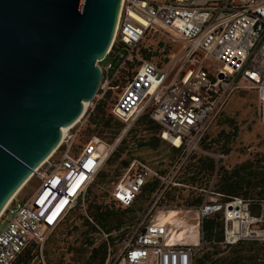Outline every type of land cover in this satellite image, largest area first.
I'll list each match as a JSON object with an SVG mask.
<instances>
[{
  "label": "built area",
  "instance_id": "2783aa9c",
  "mask_svg": "<svg viewBox=\"0 0 264 264\" xmlns=\"http://www.w3.org/2000/svg\"><path fill=\"white\" fill-rule=\"evenodd\" d=\"M168 43L180 45L177 55L168 51ZM208 61L210 80L204 68ZM95 62L100 78L92 100L113 93L108 111L124 123L123 133L146 115L158 124L159 137L176 148L175 159L164 171L136 158L128 162L110 192L116 204L131 207L147 181L155 180L156 187L133 217L106 231L87 213L85 197L117 141L91 137L73 152V124L32 169L33 192L24 199L14 194L1 210L0 264L18 255L28 258L25 264H47V237L75 210L93 230L89 247L103 244L100 264H190L198 239L176 240L167 223L159 221L163 208L157 203L169 187H188L177 173L190 154L223 157L203 150L200 142L233 92L254 91L257 116L264 122V0H122L111 42ZM209 189L198 190L211 194ZM205 198L196 207L197 225L220 208L215 198L208 197L209 203ZM224 221V241L246 237L232 234Z\"/></svg>",
  "mask_w": 264,
  "mask_h": 264
},
{
  "label": "water",
  "instance_id": "95a60500",
  "mask_svg": "<svg viewBox=\"0 0 264 264\" xmlns=\"http://www.w3.org/2000/svg\"><path fill=\"white\" fill-rule=\"evenodd\" d=\"M121 3L0 0V211L93 98Z\"/></svg>",
  "mask_w": 264,
  "mask_h": 264
},
{
  "label": "rangeland",
  "instance_id": "374dc122",
  "mask_svg": "<svg viewBox=\"0 0 264 264\" xmlns=\"http://www.w3.org/2000/svg\"><path fill=\"white\" fill-rule=\"evenodd\" d=\"M166 46L168 51L173 55H177L180 50L178 43H168ZM101 100H104L106 104L104 113H108L113 101V93H107ZM96 102L94 99L86 102L87 105L84 112L70 129V133L73 136L71 151L75 152L81 148L91 137H98L109 144H114L117 141L114 150L108 156V160L103 163L101 169L95 176L89 189L87 200H91L94 197L95 204H106L113 212L120 215L121 222H125L133 217L135 212L145 206L146 198H138L128 212L124 211L125 209L123 207L110 202L112 186L121 177L125 169L121 165V161L128 160L129 162L131 159L136 158L148 163L154 168L164 171L174 161L176 152L165 141H159L152 148L140 146L143 140H146L150 136H157L159 129L158 124L153 121L156 126L144 117L137 120L126 133H123L124 127H122L113 139L110 132L99 131V127H96L91 122L93 120L92 115L95 111L94 105ZM256 106L254 91L241 90L233 92L229 96L222 113L207 128V139L205 143H209L211 147L209 149L210 151L207 152H217L218 145L226 136L230 138V143L228 144L230 152L222 158V163L226 166L253 156L255 152L263 151L264 122L259 120ZM121 138L122 140L120 141ZM214 139L216 141H213ZM180 174L181 169L177 175ZM36 185V179L30 177L17 193V198L24 199L28 197ZM165 193L159 198L157 203L159 207L163 208L158 213L159 221L167 223L174 231L176 240L190 243L196 242L200 237L199 228L196 224V208L185 205V188L174 191L175 196L179 195L181 198L174 197L171 200L169 199L171 192L168 194ZM203 194L207 198H215L207 192H203ZM228 204L231 205L228 208L226 206L224 207V218L229 219L228 229H231L232 234L235 233L237 235L240 232L246 237L260 239V235L264 234V232L254 223L255 217L249 214L247 217L244 216L242 213L244 206L238 200L231 201ZM227 212H230L228 216ZM161 216H163L162 219ZM110 224L113 225L114 221H111ZM93 237L94 234L90 224L82 220L81 213L77 211L75 216L69 217L50 236L49 242L44 250V259H46L47 264L48 261H50V264H84V260L91 249L89 243H92ZM200 245L201 243L198 240V246L193 252L194 255H199L202 252L203 249ZM35 263L36 261L34 260L30 264Z\"/></svg>",
  "mask_w": 264,
  "mask_h": 264
},
{
  "label": "trees",
  "instance_id": "16d2710c",
  "mask_svg": "<svg viewBox=\"0 0 264 264\" xmlns=\"http://www.w3.org/2000/svg\"><path fill=\"white\" fill-rule=\"evenodd\" d=\"M140 52L143 53V50H140ZM105 108V101L98 100L94 105L95 111L93 112V120L91 122L94 123L96 127H99V131L110 132L113 139L121 128L124 127V123L112 117L109 112L104 113ZM143 117L153 122L151 119L147 118L146 115H141L137 120ZM154 125L156 124L154 123ZM206 132L201 139L200 146L203 150L210 151V144L205 143L207 139ZM121 140L122 138L120 141ZM159 141L164 140L157 134V136H150L146 140H143L140 146L152 148L155 147ZM213 141H216V139ZM229 143L230 138L226 136L218 145L217 152L223 154V157L230 152ZM171 147L176 152V148L173 146ZM222 158L215 160L210 155L200 152L190 154L182 165L181 174L178 176L179 182L188 187L171 186L168 188V192L165 193L168 194L171 192V194H169V199L171 200L174 199V197L181 198L179 195L175 196L174 191L183 190L185 188V205L196 208L202 204L205 198L201 190H205L210 186L209 191L212 192L210 195H213L215 197V202L220 205L218 210L203 215L199 220L198 228L200 237L198 240L203 250L199 255L192 254L190 264H264L263 239L241 237L233 242L224 241V206L226 203L234 200H240V203L246 206L248 214L258 218L254 223L264 232V150L255 152L253 156L247 157L229 166L222 163ZM107 160L108 158L105 161ZM127 164L128 160L121 161L123 167H126ZM155 187V180L147 181L141 187L135 202L140 197L147 198ZM89 189L85 197L87 213L106 231L111 230L113 227H118L122 221L119 218L120 215L113 212L106 204H95L94 197H92L91 200H87ZM110 202L116 204L112 199ZM205 203H209L208 198H205ZM123 208L126 212L130 211V207ZM76 212L77 210L69 214L61 224L69 217L75 216ZM111 221H114L113 225L110 224ZM60 225H58L47 237L43 247V254L50 236ZM89 244H91V242ZM103 257V244L99 243L97 246L91 247L84 260V264H100ZM27 260L28 258L24 259L18 255L10 264H25ZM48 264H50V261H48Z\"/></svg>",
  "mask_w": 264,
  "mask_h": 264
},
{
  "label": "bare ground",
  "instance_id": "6f19581e",
  "mask_svg": "<svg viewBox=\"0 0 264 264\" xmlns=\"http://www.w3.org/2000/svg\"><path fill=\"white\" fill-rule=\"evenodd\" d=\"M210 66H211V64H210V62L208 61V62H205V64H204V68L207 70V78L210 80V79H212L213 78V74H212V72H210ZM86 105H87V103H83V109H82V112H81V114L84 112V110H85V108H86ZM81 114L79 115V117L75 120V121H73L70 125H68V126H66V127H63L62 128V136H63V134H64V132H65V130L67 129V128H69L70 126H72L73 124H75L78 120H79V118L81 117ZM83 116V115H82ZM177 143V140H174V144H176ZM27 180H29V178H27L20 186H19V188L12 194V196L14 195V194H16V193H18L19 191H20V189L24 186V184L27 182ZM11 196V197H12ZM10 197V198H11ZM8 201H9V199H8ZM7 201V202H8ZM7 202L5 203V205L7 204ZM4 205V206H5ZM4 206L2 207V209L4 208ZM1 209V210H2ZM1 212V211H0ZM230 212H228V214H229ZM161 215V214H160ZM162 217L163 216H161V219H162ZM229 218V217H228ZM231 218V217H230ZM229 220V219H228ZM161 223H162V221H161ZM232 232V231H231Z\"/></svg>",
  "mask_w": 264,
  "mask_h": 264
},
{
  "label": "crops",
  "instance_id": "0c3cea01",
  "mask_svg": "<svg viewBox=\"0 0 264 264\" xmlns=\"http://www.w3.org/2000/svg\"><path fill=\"white\" fill-rule=\"evenodd\" d=\"M263 236V234L262 235H260V238ZM257 237V236H256Z\"/></svg>",
  "mask_w": 264,
  "mask_h": 264
},
{
  "label": "snow or ice",
  "instance_id": "6c2138e0",
  "mask_svg": "<svg viewBox=\"0 0 264 264\" xmlns=\"http://www.w3.org/2000/svg\"><path fill=\"white\" fill-rule=\"evenodd\" d=\"M87 167V165H85Z\"/></svg>",
  "mask_w": 264,
  "mask_h": 264
}]
</instances>
